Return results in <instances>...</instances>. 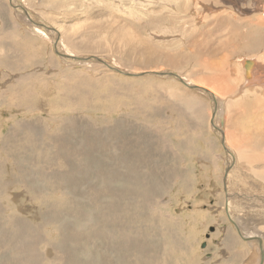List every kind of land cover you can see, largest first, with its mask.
<instances>
[{
  "label": "rangeland",
  "instance_id": "374dc122",
  "mask_svg": "<svg viewBox=\"0 0 264 264\" xmlns=\"http://www.w3.org/2000/svg\"><path fill=\"white\" fill-rule=\"evenodd\" d=\"M19 1L58 31L63 53L218 91L217 123L236 158L230 217L264 218V0ZM23 17L0 0V264H257L256 243L223 210L209 98L170 78L65 62ZM252 225L264 239V222Z\"/></svg>",
  "mask_w": 264,
  "mask_h": 264
},
{
  "label": "bare ground",
  "instance_id": "6f19581e",
  "mask_svg": "<svg viewBox=\"0 0 264 264\" xmlns=\"http://www.w3.org/2000/svg\"><path fill=\"white\" fill-rule=\"evenodd\" d=\"M258 2V1H257ZM257 5V4H256ZM25 8V7H24ZM260 9H264V7L263 6H261V8ZM27 10V9H26ZM28 12H30L29 10H28ZM18 13V12H17ZM30 14H32V12H30ZM34 17L36 16V15H34V14H32ZM23 18H25V17H23ZM36 18H38V19H40V20H42L41 18H40V16L39 17H36ZM25 20H26V18H25ZM24 20V21H25ZM27 21V20H26ZM42 21H45L44 19L42 20ZM28 22V21H27ZM48 23V22H47ZM46 23V24H47ZM29 24V23H28ZM31 26V25H30ZM32 27V26H31ZM32 28H34V27H32ZM36 28V27H35ZM38 30H40V32L42 33V34H46L47 36H49L50 34L49 33H47V32H45L44 30H41V29H39V28H37ZM56 30V29H55ZM37 32V31H36ZM57 33H58V31H57ZM39 34V33H38ZM58 36H59V38H60V35H59V33H58ZM59 44H60V41H59ZM61 46L59 45V48H60ZM64 49V48H63ZM250 50V49H249ZM62 51V50H61ZM54 53V52H53ZM65 54H68L67 53V51L65 50ZM68 55H70V54H68ZM73 56H75V55H73ZM81 56V55H80ZM108 62H109V64H110V66H113V67H116V68H119V69H121V70H124V69H122L117 63H115V62H113V61H111V60H109V59H106ZM252 60V59H251ZM65 61V60H64ZM247 61L248 62H246L245 64H244V69L247 71V73H249L247 76L249 77V79L251 78V80L253 79V78H256V77H253L252 75H253V72H254V70H255V67H256V64H255V62H253V61H250L249 59H247ZM65 62H67V61H65ZM245 62V61H244ZM243 62V63H244ZM68 63H70V64H73V62H71V61H68ZM243 63H242V65H243ZM75 64V63H74ZM87 65V64H86ZM232 66V65H231ZM259 66V65H258ZM232 68V67H231ZM240 68V67H239ZM264 68V67H263ZM260 69V68H259ZM263 69H261V70H259V71H262ZM125 71H127V70H125ZM169 71V70H168ZM128 72H131V71H128ZM151 72H154V71H151ZM236 72V71H235ZM139 73H144V72H139ZM174 73V72H173ZM177 74V73H176ZM231 74V73H230ZM232 74H234V73H232ZM257 74H258V76H259V72L257 71ZM179 76H180V74H178ZM237 75V74H236ZM257 76V75H256ZM181 77L183 78V80L187 83V84H189V85H191V86H195V87H198V88H201V89H205V90H207V92L210 94V95H212L216 100H217V109H219L220 107H219V102H220V99H221V95H220V93H218V91H214L213 89H210L209 87H207V86H205V85H202V84H199V83H195L193 80H191V79H189V78H187V77H184L183 75H181ZM235 77V76H234ZM263 78H261V80H262V82L264 81V75L262 76ZM248 79V80H249ZM173 80H175V79H173ZM247 80V81H248ZM250 80V81H251ZM172 81V80H171ZM177 81V80H176ZM253 81V80H252ZM256 81V80H255ZM198 82H200V83H202L201 81H198ZM180 83V82H179ZM181 85H183L182 83H180ZM207 84V83H206ZM252 85V84H251ZM184 87H186L187 89H190V90H194V91H197V92H199V93H202L199 89L198 90H196V89H193V88H191V87H189V86H187V85H183ZM257 87V86H256ZM216 88V87H215ZM242 89V88H241ZM245 89V88H244ZM255 89V88H254ZM256 89H258V87L256 88ZM226 90V89H225ZM262 94H264V89H262ZM204 94V93H203ZM206 95V94H205ZM208 98H209V100H210V102H211V113H212V107H213V103H212V101H211V99H210V96L209 95H206ZM260 97H262V96H260ZM260 97H259V99H260ZM238 98H240V97H238ZM188 101V100H187ZM184 103V102H183ZM196 103V102H195ZM258 103V102H257ZM259 104V103H258ZM186 105V104H185ZM191 105V104H190ZM197 105V104H196ZM263 105V104H262ZM186 106H188V105H186ZM243 106V105H242ZM250 106V105H249ZM264 106V105H263ZM189 107V106H188ZM193 107V106H192ZM241 107V106H240ZM261 107V106H260ZM227 108H229V107H227ZM237 108V107H236ZM239 109V108H238ZM240 110H242V109H240ZM240 110H239V112H240ZM234 111H235V109H234ZM256 111V110H255ZM243 113V112H242ZM243 114H245V113H243ZM248 114V113H247ZM251 114V113H250ZM254 114V113H253ZM252 114V115H253ZM217 115H218V117H219V111L217 110ZM237 115V114H236ZM246 115V114H245ZM255 115V114H254ZM242 116H244V115H242ZM263 116V115H262ZM218 117L216 116V124H217V126L218 127H220V129L222 130V132H223V134H224V142H225V144H226V140H228V139H225L227 136L225 135V133H224V131H223V129L224 128H222L221 127V125H218V123H217V121H218ZM252 117V116H251ZM255 117H256V115H255ZM210 119H211V114H210V116H209V121H210ZM236 119V118H235ZM256 119H257V117H256ZM255 119V120H256ZM215 120H214V122H215ZM208 121V122H209ZM249 121V120H248ZM231 122V121H230ZM209 124H210V122H209ZM238 124V123H237ZM254 124V123H253ZM232 125V124H231ZM238 127H240L239 125H237ZM241 126H243V125H241ZM211 127V126H210ZM247 127H249V126H247ZM14 128V127H13ZM212 128V127H211ZM210 128V129H211ZM240 128H243V127H240ZM245 129V128H244ZM247 129V128H246ZM212 131H213V129H211ZM17 131V130H16ZM228 131V130H227ZM236 131V130H235ZM238 131V130H237ZM243 131V130H242ZM241 131V132H242ZM247 131H249V130H246V132ZM11 132H14V130L13 131H11ZM214 132V131H213ZM231 132V131H230ZM229 132V133H230ZM255 132V131H254ZM16 133V132H15ZM232 134H233V132H231ZM230 133V134H231ZM236 133V132H235ZM234 133V134H235ZM234 134L232 135V136H234ZM243 134V133H242ZM241 134V135H242ZM248 134V133H247ZM259 134V133H258ZM12 135V134H11ZM227 135H229V134H227ZM17 136V135H16ZM238 136H239V134H238ZM244 136H245V134H244ZM229 137V136H228ZM8 138V137H7ZM6 138V139H7ZM10 138V137H9ZM8 138V139H9ZM14 138V137H13ZM217 138H218V136H217ZM238 138V137H237ZM242 138H244V137H242ZM247 138H249V136L247 137ZM7 139V140H8ZM259 139V138H258ZM257 138H256V140H258ZM11 140H13V139H11ZM23 140V139H22ZM218 140H219V138H218ZM231 140V139H230ZM229 140V141H230ZM232 140H233V138H232ZM247 140V139H246ZM261 140V139H260ZM19 141V140H18ZM17 141V142H18ZM24 141V140H23ZM57 141V140H56ZM55 141V142H56ZM241 141H243V140H241ZM58 142V141H57ZM247 143L246 141H243V143ZM249 142V141H248ZM10 143V142H9ZM12 143H14L13 141H12ZM11 143V144H12ZM62 143V142H61ZM67 143V142H66ZM134 143V142H133ZM219 143H220V140H219ZM63 144V143H62ZM5 145V144H4ZM126 145H127V143H126ZM132 145V144H131ZM220 145H221V143H220ZM232 145H233V143H232ZM248 145H249V143H248ZM13 146V148H14V145H12ZM136 146V145H135ZM222 146V145H221ZM234 146V145H233ZM256 146V145H255ZM259 146V145H258ZM261 146V145H260ZM127 147V146H126ZM227 147V146H226ZM235 147V146H234ZM243 147V146H242ZM241 147V148H242ZM263 147V146H262ZM128 148V147H127ZM223 148V147H222ZM244 148L245 149H247L248 148V146H244ZM7 149V148H6ZM70 149V148H69ZM77 149V148H76ZM126 149V148H125ZM133 149V148H132ZM227 149L230 151V153L234 156V154H233V152L227 147ZM243 149V148H242ZM241 149V150H242ZM253 149H256V148H254L253 147ZM259 149H261V148H259ZM263 149H264V147H263ZM263 149H262V151H263ZM3 150H5V149H3ZM74 150V149H73ZM233 150H235V149H233ZM249 150V148L247 149V151ZM250 150H252V149H250ZM7 151V150H6ZM77 151H78V149H77ZM243 151V150H242ZM246 151V150H245ZM256 151V150H255ZM31 152V151H30ZM5 153V152H4ZM253 153V152H252ZM256 153V152H255ZM18 154H20V153H18ZM17 154V156H19ZM259 154V153H258ZM33 155V154H32ZM251 155V154H250ZM10 156V155H9ZM17 156H15V157H17ZM31 156V155H30ZM35 156V155H34ZM91 156V155H90ZM223 156H225V160L227 161V160H230V157L229 156H226V154H225V151H224V155ZM263 156V155H262ZM261 156V157H262ZM22 157V156H21ZM33 157V156H32ZM18 158H20V156L18 157ZM234 158H235V156H234ZM4 159V158H3ZM24 159V158H23ZM30 159H32V158H30ZM38 159V158H37ZM236 159V158H235ZM243 159V158H242ZM245 159H247V158H245ZM33 160H34V158H33ZM24 161V160H23ZM240 161V160H239ZM255 161V160H254ZM16 162V161H15ZM25 162V161H24ZM2 163H4V161H2ZM7 163V162H6ZM20 163V162H19ZM31 163H33V162H31ZM145 163V162H144ZM223 163H225V161L223 162ZM5 164V163H4ZM15 164V163H14ZM13 164V165H14ZM2 165V164H1ZM16 166H17V163L15 164ZM24 165V164H23ZM26 165H27V163H26ZM249 165H251V164H249ZM11 166V165H10ZM28 166V165H27ZM35 167V166H34ZM31 168V167H30ZM64 168H66V167H64ZM234 168H236L235 167V165L232 167V169H231V173H232V170L234 169ZM15 169H16V167H15ZM49 170V169H48ZM2 171V170H1ZM16 171V170H15ZM60 171V170H59ZM62 171V170H61ZM255 171V170H254ZM8 172V171H7ZM6 172V173H7ZM10 172H12V171H10ZM18 172V171H17ZM16 172V173H17ZM14 173V172H13ZM72 173V172H71ZM235 173V172H234ZM255 173V172H254ZM76 174V173H75ZM252 175V174H251ZM10 176V175H9ZM45 176V175H44ZM258 176V175H257ZM10 178V177H9ZM69 180V179H68ZM12 181V180H11ZM62 181V180H61ZM11 183V182H10ZM129 184V183H128ZM229 184V186H230V183H228ZM228 184H227V188H228ZM5 186V185H4ZM58 186H60V185H58ZM128 186H131V185H128ZM127 186V187H128ZM234 187V186H233ZM38 188V187H37ZM13 189V188H12ZM66 189V188H65ZM2 190V189H1ZM0 190V191H1ZM56 191L57 190H55V193H56ZM70 191H71V189H70ZM229 191V190H228ZM67 192V191H66ZM42 193V192H41ZM40 193V194H41ZM61 193V192H60ZM39 194V195H40ZM44 194V193H43ZM47 194V193H46ZM71 194V193H70ZM14 195V194H13ZM38 195V196H39ZM254 197L253 195H242V194H239V195H236L235 196V200H237V201H242L243 200V198H247V197ZM10 197V196H9ZM19 197V196H18ZM40 197V196H39ZM258 197V196H257ZM256 197V198H257ZM262 201H263V203H264V198L263 197H259ZM45 199V198H44ZM6 200V199H5ZM34 200V199H33ZM40 200V199H39ZM42 200V199H41ZM225 200L226 201H229V200H232L230 197L228 198V197H225ZM253 200H255V199H253ZM122 201V200H121ZM250 201V200H249ZM4 202V201H3ZM7 202V201H6ZM51 202V201H50ZM90 202V201H89ZM254 203V202H253ZM260 203V202H259ZM259 203H257L256 202V204L258 205ZM44 204H46V203H44ZM114 204V203H113ZM152 204V203H151ZM255 204V203H254ZM5 205V204H4ZM1 206V205H0ZM3 206V205H2ZM44 206H46V205H44ZM95 206H97V205H95ZM25 207V206H24ZM47 207V206H46ZM49 207V206H48ZM148 207V206H147ZM156 207V206H155ZM1 208V207H0ZM5 208H6V206H5ZM17 208V207H16ZM52 208V207H51ZM50 208V209H51ZM107 208H109V207H107ZM111 208V207H110ZM122 208V207H121ZM150 208V207H149ZM258 208V207H257ZM8 209V208H7ZM28 209H30V208H28ZM27 209V210H28ZM53 209V208H52ZM136 209V208H135ZM23 210H24V208H23ZM36 210V209H35ZM223 210H225V203H224V209ZM229 210H231V208H230V205H229V202H228V209H227V211H228V213L226 214V212H225V214H226V218H227V220L228 219H231L233 222H234V220H236L237 221V223L236 222H234L235 224H237V226H238V228H239V230L238 231H236V229L234 228V230L236 231V234L242 239V241H244L245 243H250V244H255L256 243V247H257V249H259L258 251H259V260H258V263L257 264H264V239L262 238V236L260 235V234H257L256 233V230L258 229V228H256V227H254L252 224H256L257 222H264V218H262L261 216H257V217H254V219H253V221H243L242 223L240 222V220L239 219H236V216L234 217V219H232L231 217H230V211ZM258 210H262V207L261 208H258ZM257 210V211H258ZM1 211H2V209H1ZM17 211V210H16ZM34 211V210H33ZM44 211V210H43ZM109 211H111V210H109ZM124 211V210H123ZM19 212H21V210H19ZM26 212V211H25ZM260 212V211H259ZM10 213V212H9ZM14 213V212H13ZM17 213V212H16ZM15 213V214H16ZM30 213H31V211H30ZM77 213H78V211H77ZM76 213V214H77ZM105 213V212H104ZM1 214V213H0ZM4 214V213H3ZM17 214H19V213H17ZM43 214V213H42ZM5 215V214H4ZM11 215V214H10ZM14 214H12V216H13ZM21 215V214H20ZM19 215V216H20ZM24 215H25V213H24ZM38 215V214H37ZM81 215H82V213H81ZM1 216V215H0ZM23 216V215H22ZM42 216V215H41ZM134 216V215H133ZM14 217V216H13ZM35 217V216H34ZM39 217V216H38ZM45 217H46V215H45ZM123 217V216H122ZM3 218H5V217H3ZM7 218H9V216L7 217ZM29 218V217H28ZM37 218V217H36ZM113 218H114V216H113ZM1 219V218H0ZM13 219V218H12ZM17 219H18V217H17ZM26 219V218H25ZM45 219V218H44ZM115 219V218H114ZM113 219V220H114ZM117 219V218H116ZM151 219V218H150ZM9 220V219H8ZM16 220V219H15ZM15 220H14V222H15ZM33 220H34V218H33ZM38 220V219H37ZM54 220H55V218H54ZM112 220V221H113ZM2 221V220H1ZM4 221H5V219H4ZM10 221V220H9ZM139 221V220H138ZM13 222V221H12ZM17 222V221H16ZM31 222V221H30ZM33 222V221H32ZM111 222V221H110ZM135 222V221H134ZM141 222V221H140ZM139 222V223H140ZM20 223V222H19ZM36 223H37V221H36ZM42 223V222H41ZM56 223V222H55ZM9 224V223H8ZM136 224V223H135ZM156 224V223H155ZM250 224V225H249ZM27 225V224H26ZM29 225V224H28ZM32 225V224H31ZM38 225V224H37ZM127 225V224H126ZM138 225V224H137ZM136 225V226H137ZM142 225V224H141ZM139 226H140V224H139ZM143 226V225H142ZM29 227V226H28ZM36 227V226H35ZM104 227V226H103ZM138 227V226H137ZM147 227V226H146ZM7 228V227H6ZM20 228V227H19ZM31 227H29V229H30ZM41 229H42V227H40ZM116 228V227H115ZM11 229V228H10ZM17 229V228H16ZM35 229H37V227L35 228ZM120 229V228H119ZM140 229V228H139ZM138 229V230H139ZM146 229V228H145ZM157 229V228H156ZM156 229H154V230H156ZM21 229H19V231H20ZM38 230V229H37ZM46 230V229H45ZM112 230V229H111ZM116 230V229H115ZM121 230H122V228H121ZM153 230V231H154ZM24 230H22V232H23ZM29 231V230H28ZM53 231V230H52ZM210 232H213V230H209ZM16 232H18V231H16ZM118 233H119V230L117 231ZM142 232V231H141ZM160 232V231H159ZM258 232V231H257ZM33 233V232H32ZM117 233V234H118ZM259 233V232H258ZM113 234V233H112ZM1 235H4V234H1ZM13 235V234H12ZM22 235V234H21ZM128 235V234H127ZM126 235V236H127ZM27 236V235H26ZM47 236V235H46ZM55 236V235H54ZM113 236V235H112ZM129 236V235H128ZM22 237H23V235H22ZM108 237H109V235H108ZM160 237V236H159ZM8 238V237H7ZM31 238V237H30ZM33 238V237H32ZM54 238V237H53ZM110 238H112V237H110ZM121 238H123V237H121ZM126 238V237H125ZM124 238V239H125ZM129 238V237H128ZM230 238V237H229ZM9 239V238H8ZM41 239V238H40ZM228 239V238H227ZM32 240V239H31ZM134 240V239H133ZM140 241V240H139ZM140 242H142V241H140ZM168 242V241H167ZM225 242V241H224ZM17 243V242H16ZM19 243V242H18ZM34 243V242H33ZM231 243V242H230ZM10 244V243H9ZM106 244V243H105ZM116 244V243H115ZM140 244H142V243H140ZM151 244V243H150ZM261 244V245H260ZM15 245V244H14ZM22 245H23V243H22ZM25 245V244H24ZM31 245V244H30ZM36 245V244H35ZM117 245V244H116ZM139 245V244H138ZM137 245V246H138ZM229 245V244H228ZM227 245V246H228ZM3 246H5V245H3ZM106 246V245H105ZM140 246V245H139ZM2 247V246H1ZM159 247V246H158ZM163 247V246H162ZM168 247V246H167ZM170 247V246H169ZM84 248V247H83ZM22 249V248H21ZM24 249V248H23ZM22 249V250H23ZM147 249V248H146ZM159 249V248H158ZM3 250V249H2ZM28 250V249H27ZM52 250V249H51ZM84 250H86V249H84ZM148 250V249H147ZM149 250H150V248H149ZM175 250V249H174ZM8 251V250H7ZM29 251V250H28ZM27 251V252H28ZM91 251V250H90ZM93 251V250H92ZM133 251H134V249H133ZM143 251V250H142ZM145 251V250H144ZM144 251H143V253H144ZM152 251V250H151ZM25 252V251H24ZM32 252V251H31ZM100 252V251H99ZM150 252V251H149ZM152 252H155L154 250L152 251ZM36 253V252H35ZM145 253H147V252H145ZM32 254V253H31ZM44 254V253H43ZM106 255H107V253H105ZM142 254V253H141ZM152 254V253H151ZM162 254H163V252H162ZM166 254V253H165ZM9 255V254H8ZM18 255V254H17ZM136 255V254H135ZM140 255V254H139ZM148 255H149V253H148ZM159 255V254H158ZM167 255V254H166ZM10 256H12V255H10ZM21 256V255H20ZM123 256V255H122ZM143 256V255H142ZM150 256V255H149ZM154 256H157V254H156V252H155V255ZM171 256V255H170ZM16 257V256H15ZM63 259H65V256L63 255V256H61ZM167 257V256H166ZM17 258V257H16ZM34 256L32 255V259L34 260ZM103 258V257H102ZM136 258V257H135ZM142 258V257H141ZM160 258V257H159ZM18 259V258H17ZM89 259H91V258H89ZM99 259V258H98ZM101 259V258H100ZM157 259V258H156ZM155 259V260H156ZM8 260V259H7ZM68 260H70V259H68ZM72 260H73V258H72ZM71 260V261H72ZM129 260V259H128ZM133 260H135V259H133ZM137 260V259H136ZM135 260V261H136ZM161 260H162V258H161ZM71 261H68V262H71ZM102 261H103V263L102 264H107V262L109 261V259H102ZM117 261H118V259H117ZM132 261V260H131ZM139 261V260H138ZM137 261V262H138ZM146 261V260H145ZM153 261V260H152ZM158 261V260H157ZM157 261H156V263H157ZM67 262V261H66ZM80 262V261H79ZM129 262V261H128ZM136 262V263H137ZM144 262V261H143ZM73 263H75V262H73ZM72 263V264H73ZM113 263V262H112ZM142 263V262H141ZM145 263H147V262H145ZM158 263H159V261H158ZM66 264V263H65ZM87 264H91L90 262H87ZM101 264V263H100ZM129 264H131V263H129ZM151 264V263H150Z\"/></svg>",
  "mask_w": 264,
  "mask_h": 264
},
{
  "label": "water",
  "instance_id": "95a60500",
  "mask_svg": "<svg viewBox=\"0 0 264 264\" xmlns=\"http://www.w3.org/2000/svg\"><path fill=\"white\" fill-rule=\"evenodd\" d=\"M8 2H9L10 7H12L13 10L22 14L26 18L29 25H31L32 27H36V28H39L41 30H44L45 32L50 34L49 36H51V39H52V50H53L55 55H57L59 58H61L63 60L71 61L73 63H79V64L80 63H97V64H100L104 67H107L108 69H110L111 71H113L115 73H118V74L126 76V77L154 76V77H160V78L175 79L178 82L182 83L183 85H187V86H189L193 89H196V90L199 89L202 93L209 95L210 99L213 103L211 119H210V126L212 127L214 133L218 136L220 143L223 147V150L225 151L226 156L230 157V160L226 161V165H225V169H224L223 189H224L225 197L231 198L233 196V194H230L228 191L227 182H228V177H229L230 171H231L232 167L235 165V158L230 153V151L227 149L226 144L224 142V134H223L222 130L220 129V127H218L216 124L215 119L217 116V100L212 95H210L207 92V90H205L204 88L201 89V88L187 84L181 76H179L176 73L170 72V71H154V72H144V73H133V72H128V71L121 70L119 68L110 66L109 62L106 59H102V58H99L96 56H73V55L65 54L59 48V39L60 38L58 36L57 31L53 27L49 26L48 24H46L42 20H40V19L34 17L32 14H30V12H28V10H26V8H24V6H22V4L20 3L19 0H8ZM214 120H215V122H214ZM227 209H228V201L225 202L226 214L228 213ZM228 221L236 229V231L239 230L237 224H235L231 219H228ZM210 230H213V229L211 228Z\"/></svg>",
  "mask_w": 264,
  "mask_h": 264
},
{
  "label": "crops",
  "instance_id": "0c3cea01",
  "mask_svg": "<svg viewBox=\"0 0 264 264\" xmlns=\"http://www.w3.org/2000/svg\"><path fill=\"white\" fill-rule=\"evenodd\" d=\"M3 34H4V37H5V38H9V37H6V35H5L4 32H2V34H0V39H4ZM1 42H3V41H1ZM27 51H28V50H26V52H27Z\"/></svg>",
  "mask_w": 264,
  "mask_h": 264
}]
</instances>
